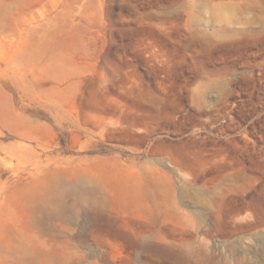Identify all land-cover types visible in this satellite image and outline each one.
Returning a JSON list of instances; mask_svg holds the SVG:
<instances>
[{
	"label": "rangeland",
	"instance_id": "rangeland-1",
	"mask_svg": "<svg viewBox=\"0 0 264 264\" xmlns=\"http://www.w3.org/2000/svg\"><path fill=\"white\" fill-rule=\"evenodd\" d=\"M0 264H264V0H0Z\"/></svg>",
	"mask_w": 264,
	"mask_h": 264
},
{
	"label": "bare ground",
	"instance_id": "bare-ground-1",
	"mask_svg": "<svg viewBox=\"0 0 264 264\" xmlns=\"http://www.w3.org/2000/svg\"><path fill=\"white\" fill-rule=\"evenodd\" d=\"M53 183L56 184V182L55 181H52V180H41L39 182H36L35 188L38 190V189H41V188H43L45 186H49L50 184H53ZM85 183H89V181L88 180H85L84 181V184ZM80 184H81V182H80ZM80 189H79V191H77L78 193H76V196L79 197L80 199H86L87 198V193L81 191Z\"/></svg>",
	"mask_w": 264,
	"mask_h": 264
}]
</instances>
